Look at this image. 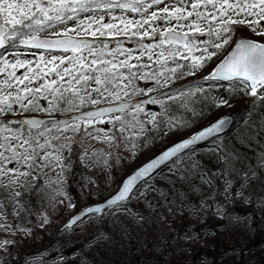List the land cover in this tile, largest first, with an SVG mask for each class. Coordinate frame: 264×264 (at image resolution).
Segmentation results:
<instances>
[{"label":"snow or ice","instance_id":"1","mask_svg":"<svg viewBox=\"0 0 264 264\" xmlns=\"http://www.w3.org/2000/svg\"><path fill=\"white\" fill-rule=\"evenodd\" d=\"M188 76L196 79L179 83ZM240 93L264 103V0H0V229L12 228L9 205L17 216V205L26 210L14 187L39 191L43 169L64 167L74 137L137 148L154 139L149 131L187 126L178 108L195 115V103L230 106ZM101 121L111 127L92 128ZM227 123H210L138 168L107 200L108 214L125 207L137 181Z\"/></svg>","mask_w":264,"mask_h":264},{"label":"rangeland","instance_id":"2","mask_svg":"<svg viewBox=\"0 0 264 264\" xmlns=\"http://www.w3.org/2000/svg\"><path fill=\"white\" fill-rule=\"evenodd\" d=\"M129 46L134 47L130 42ZM22 72L23 69H19L17 74ZM195 79L188 76L179 83L190 85ZM202 84L207 89V84ZM215 94H220V90L210 93ZM223 95L227 96L228 93L224 92ZM229 104L217 106L211 100L195 103L191 106L196 109L195 115L180 107L175 112L176 119L189 121L187 126L181 125L169 131L164 125L159 133L149 131L147 136L154 139L148 140L147 145L141 142L137 148L123 143L119 147H109L104 141L74 137L77 142L70 146L76 145L81 149V158L88 170V184L94 185L108 198L116 193L124 177L155 155L222 117L241 115L242 109H250L227 137L178 159L177 163L148 181L151 189L142 185L132 197L131 207L120 210L113 208V215H109L108 211L103 213L105 228H101L100 215H94L73 229L62 231L74 214L98 203L99 194L94 189L90 194L94 201L89 204V195H82V190L81 203L78 204L69 193L65 163L62 162L63 168L57 167L56 163L44 168L35 182V188H39V191L14 187V191L22 193L19 199L26 210L20 211L17 205V216L11 205L8 207V221L12 228L0 229V242L9 240L11 243L0 248V264H113L115 260L117 264H127L131 259L130 241L134 247L147 250L149 242L152 244L153 253L145 252L138 264H178L189 261L195 251L212 248V232L206 229L200 235L197 226L205 223L207 217L213 214L228 221L229 232L225 234L229 245L234 240L251 236V224L256 219L248 216L245 220H239L227 216L226 210L239 201L255 204L259 208L257 222L264 226V167L261 166L264 103L240 93L230 98ZM149 107L159 111L158 105ZM33 115L44 118L41 113ZM97 127L110 128L111 125L101 121L92 126ZM238 133H243V137ZM65 135L73 137L71 132ZM229 152L233 154L229 156ZM251 170H255L259 178L245 179ZM5 195L7 193L0 191V201ZM69 203L75 207H68ZM177 215L187 216V220L184 222ZM237 254L234 250L228 251L221 259L223 264L231 263ZM208 263L207 259L200 261V264Z\"/></svg>","mask_w":264,"mask_h":264},{"label":"trees","instance_id":"3","mask_svg":"<svg viewBox=\"0 0 264 264\" xmlns=\"http://www.w3.org/2000/svg\"><path fill=\"white\" fill-rule=\"evenodd\" d=\"M204 84H208V82L202 81ZM250 109L244 110L242 109L240 112L241 115H235V125H239L241 120L243 119L244 115ZM228 136V135H227ZM226 136V137H227ZM216 140L209 143L215 144ZM217 145V144H216ZM191 152L188 154L190 155ZM64 160L63 162L66 165V180L69 189V193L75 201L80 204L81 199V191L82 195L87 194L89 195L88 203L91 204L94 200L90 196V194L94 191V185L88 184V170L83 163L82 154L80 147L74 145L69 152L67 149L63 152ZM177 163V162H175ZM174 163V164H175ZM118 176V180H119ZM90 187L87 190V187ZM87 193V191H89ZM99 196V202H102L105 199V196L99 192V190L95 189ZM132 202H128L124 204V208L131 207ZM123 208V209H124ZM259 208L255 204H246L244 202H236L228 206L226 210L227 216H232L239 220H245L248 216H253L256 219V222L251 224V228L253 229V233L251 236L245 237L242 240H234L232 244L227 243V235L225 232H229L228 228V221L224 218L217 217L215 214L210 215L207 217L205 223L199 224L197 229L199 234H203L204 230H209L212 232V240L213 246L212 248H205L202 250L195 251L189 258V261H182L178 264H200V261L203 259H207L209 261L208 264H223L222 258L228 251L234 250L237 252L236 258L232 259V262L229 264H264V226L261 223L257 222L258 219ZM179 218L185 222L187 220V216L184 215H177ZM101 220V228L104 226L106 227V221L104 215H100ZM188 225V224H187ZM89 241V240H88ZM131 243V259L130 262L127 264H138L140 262L141 256L148 252L149 254L153 253L151 249H153L151 242H149L148 250L147 248H137L134 247V243ZM69 264V263H66ZM113 264H117L115 260ZM168 264H176L174 262H169Z\"/></svg>","mask_w":264,"mask_h":264},{"label":"water","instance_id":"4","mask_svg":"<svg viewBox=\"0 0 264 264\" xmlns=\"http://www.w3.org/2000/svg\"><path fill=\"white\" fill-rule=\"evenodd\" d=\"M33 52H35V50H33ZM222 118H226L228 123L226 124L224 130L222 132H219V133H214L213 135L209 136V137H206L205 139L203 140H199L197 141V143L195 145H190L188 149H182L179 153H177V156L176 157H172V158H169V160L165 161L163 164H160L156 169H154L149 176L147 177H143L141 178V181H137V184L138 186L140 187L143 183L142 181H149L150 179H152L153 177H155L157 174H159L160 172H162L165 168H167L170 164L173 163V161L177 160L178 158H180L181 156H183L184 154L188 153L190 150H192L193 148L194 149H199V148H202L204 146H206L209 142L215 140V139H219V138H222L224 137L225 135L229 134L234 126V123H235V119L231 116H225V117H222ZM220 118V119H222ZM187 139V138H186ZM181 142V141H180ZM178 142V143H180ZM177 144V143H176ZM175 145V144H174ZM172 145V146H174ZM170 146V147H172ZM169 147V148H170ZM168 149V148H167ZM166 149V150H167ZM164 150V151H166ZM163 151V152H164ZM162 153V152H161ZM161 153H159L157 156H155L154 158L150 159V160H153L155 158H157ZM149 160V161H150ZM149 161L145 162L144 164H142L141 166H139L138 168L142 167L143 165H145L146 163H148ZM137 168V169H138ZM136 169V170H137ZM136 170H134L131 174H133ZM130 174V175H131ZM129 176V175H128ZM127 176V177H128ZM127 177H125L123 181H125L127 179ZM122 182L120 184V187L119 189L122 187ZM138 187V188H139ZM118 189V190H119ZM117 190V191H118ZM117 193V192H116ZM116 193H114L113 195H115ZM135 193V191L132 193L131 197L133 196V194ZM112 195V196H113ZM112 196H110L109 198L105 199L103 202H100V203H97V204H104L105 205V211L104 212H88L87 211V208H93L95 209L97 204H93V205H90L86 208H83L82 210H80L78 213L74 214L68 221L67 223L63 226L62 228V231L63 230H66V229H73L74 227H76L77 225H79L80 223H82L84 220H86L88 217L90 216H94V215H100V214H103L107 211V200L110 199ZM131 199V198H130ZM130 199L128 201H130ZM128 201H124V202H121V203H126ZM115 206H113L114 208ZM79 217V219L77 220V222L75 224H70L69 221L75 217Z\"/></svg>","mask_w":264,"mask_h":264}]
</instances>
